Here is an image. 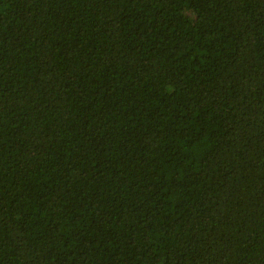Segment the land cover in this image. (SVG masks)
<instances>
[{
	"label": "trees",
	"instance_id": "obj_1",
	"mask_svg": "<svg viewBox=\"0 0 264 264\" xmlns=\"http://www.w3.org/2000/svg\"><path fill=\"white\" fill-rule=\"evenodd\" d=\"M0 264H264V0H0Z\"/></svg>",
	"mask_w": 264,
	"mask_h": 264
}]
</instances>
